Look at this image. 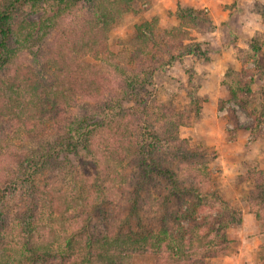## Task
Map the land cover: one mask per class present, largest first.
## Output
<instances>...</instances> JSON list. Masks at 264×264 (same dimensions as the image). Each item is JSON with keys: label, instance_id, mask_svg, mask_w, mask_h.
Returning a JSON list of instances; mask_svg holds the SVG:
<instances>
[{"label": "trees", "instance_id": "16d2710c", "mask_svg": "<svg viewBox=\"0 0 264 264\" xmlns=\"http://www.w3.org/2000/svg\"><path fill=\"white\" fill-rule=\"evenodd\" d=\"M41 1L54 6L53 14L33 19V10ZM136 1L0 0V166H4L0 193L10 195L23 182L29 188L27 194L34 202L31 214L18 219L26 264H131L134 255L154 251L160 255L157 264H208L198 258L201 250L207 254L204 238L193 234L198 223L191 220L184 226L176 217L170 225L162 216L154 225L152 217L141 214L145 207L138 199L140 190H131L136 179L146 180L151 173L148 169L139 175L136 171L124 172L126 160L135 155L133 147H139L142 140L139 130L149 134L158 130L172 138L177 133V114H160L157 123L148 102L137 96V91L145 90L152 75L162 69L161 52H169L170 60H175L199 56L202 51L199 43L177 46L187 36L182 28L175 27L158 37L152 24L145 23L139 37L130 43L134 49L124 71L128 89H117L125 83V77L120 75L121 67L110 50L108 33L116 21L133 11ZM85 4L90 15L82 18L79 26L62 25L46 53L44 62L51 73L18 65L17 60L26 51L38 63H44L41 54L50 32ZM28 5L29 10L25 9ZM177 16L181 21L200 24L203 31L216 29L204 10L179 7ZM252 42L255 51H262L264 33ZM104 58L110 61L114 74L104 73L94 64ZM88 100L96 101L98 106L94 114L86 112L82 119V114L73 112L74 107ZM126 100L134 105L124 107L122 102ZM22 126L26 133L45 138L43 153L17 149L13 138L18 137ZM138 156L142 163L144 154ZM80 159L85 160L86 174H74L75 185H81L69 192L63 183L71 174L69 168ZM131 162H135L133 157ZM128 193L134 194V200L127 199ZM128 203L129 216H136L134 227L120 213ZM1 207L4 203L0 200ZM45 214L49 223H56L60 229L43 223ZM260 218L264 233V216Z\"/></svg>", "mask_w": 264, "mask_h": 264}, {"label": "rangeland", "instance_id": "374dc122", "mask_svg": "<svg viewBox=\"0 0 264 264\" xmlns=\"http://www.w3.org/2000/svg\"><path fill=\"white\" fill-rule=\"evenodd\" d=\"M164 3V0L136 1L133 11L112 25L108 43L121 67L120 75L123 78L126 75V59L134 49L130 43L139 37L145 23L152 24L158 37L175 27L182 28L187 36L182 43L177 42V46L199 43L202 51L199 56L175 60H170L169 52H161L162 69L152 75L145 90L137 91V96L148 102L157 123L160 114L169 111L177 114V133L172 138L158 130L151 134L139 130L142 140L139 147H133L135 155L126 160L124 172L136 171L139 175L148 169L151 173L148 179L138 178L130 187L131 190L135 187L140 190L138 199L145 207L141 214L152 217L154 225L162 216L170 225L174 224L176 217L184 226L191 220L198 223L199 227L193 234L204 238L203 248L206 247L207 251L204 255L200 249L199 259L208 264H264V233L260 218L264 216V48L257 52L252 47L253 39L264 33V0H247L243 7L237 6V1L228 4L226 7L233 17L219 26L214 23L211 13L204 10L211 26H216L211 31L201 30L200 24L181 21L177 16L179 7L171 11ZM29 7L25 9L29 10ZM53 10L54 6L49 2L41 1L34 8L32 18L45 19L53 14ZM237 12H243L250 19L239 22L241 17ZM88 15L90 10L85 4L64 18L46 39L41 61L44 62L62 25L75 23L79 26L81 19ZM251 22L254 24L250 25ZM238 25L245 28L237 30ZM13 45L18 46L16 43ZM177 46L173 47L175 56L178 55ZM17 61L20 62L18 65L33 71L51 73L46 63H38L30 52L26 51ZM94 64L104 73L115 72L105 58L94 61ZM124 80L125 83L117 86L122 92L128 89L129 79L125 77ZM108 90L111 91L107 89L108 93ZM122 104L124 107L134 105L129 100ZM97 106L94 100L81 101L73 112L79 116L82 114L83 119L86 112L94 114ZM96 119L97 116L93 121ZM44 139L26 133L22 126L13 143L17 149L40 154L45 147ZM141 153L145 157L142 163L138 156ZM132 157L135 162H131ZM74 163L75 166L68 170L71 174L68 173L67 180L63 181L69 192L81 185L80 182L75 185L74 174L83 177L87 170L84 159ZM3 170L2 165L0 174ZM28 191L27 184L23 182L10 195L0 193V200L4 203L0 208V264L27 262L18 219L23 220L31 214L29 210L34 202ZM113 194L116 197L118 189ZM126 195L131 201L135 198L134 194ZM126 207L120 213L128 217L134 227L136 216H129V203ZM146 209H149V214ZM47 215L42 222L53 226ZM54 225L60 229L59 225ZM159 256L155 251L136 254L131 264H157Z\"/></svg>", "mask_w": 264, "mask_h": 264}, {"label": "crops", "instance_id": "0c3cea01", "mask_svg": "<svg viewBox=\"0 0 264 264\" xmlns=\"http://www.w3.org/2000/svg\"><path fill=\"white\" fill-rule=\"evenodd\" d=\"M237 1V6L243 7L247 0H164L165 6L171 11L177 10L178 7H194L196 9H203L209 11L213 17L214 23L219 26L223 23H226L231 15V11L226 7L228 4ZM237 14L241 17L238 18L239 22H245L250 19L246 17L243 12H237ZM253 25L254 23H249ZM237 30L241 28H245L242 25L236 26Z\"/></svg>", "mask_w": 264, "mask_h": 264}]
</instances>
